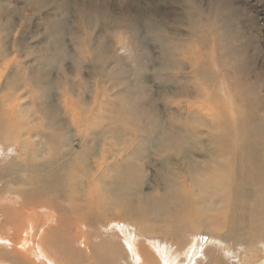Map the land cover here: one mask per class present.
<instances>
[{"label": "rangeland", "instance_id": "rangeland-1", "mask_svg": "<svg viewBox=\"0 0 264 264\" xmlns=\"http://www.w3.org/2000/svg\"><path fill=\"white\" fill-rule=\"evenodd\" d=\"M139 12L142 15L140 19L137 18ZM216 13L219 14V19ZM193 18L198 21L199 33L195 35L192 29L189 30L193 26ZM215 32L222 41L220 56L223 55L226 66L231 69L230 74L247 83L249 88L255 87L256 95L264 97L263 81L261 79L255 81L251 77L253 72H255L254 76H260L262 71L264 72V0H153V7H150L146 0H0V96L5 92L13 91V88L8 85L4 87L6 82L15 83L18 88L12 95L14 102L16 101L19 106L17 115H20L21 121H25L19 112L30 111L26 120L29 119L34 123V118L41 119L36 116L37 114L31 115L33 106L30 107L28 101L36 99L34 102H38L39 94L42 96V92L36 89L38 85H43L40 81L44 80L45 84H49L48 89H50L46 95L42 96L40 106L46 108L47 112H51L52 107L49 104L56 107L55 113L58 112V118L64 122L61 138L68 135V137H63L64 140L68 138L69 145L71 144V147L80 152L88 151L94 146V154L90 158L93 166L95 162L109 161L121 167L124 163L121 154L131 153L126 156L130 158L128 162L132 163L128 169L131 171L130 180L137 183L139 181L137 169L139 168L140 172L144 170V182L139 183L143 184L142 192L152 193L155 196L164 194V200L169 201L165 189L170 187L171 190H175V185L172 179L165 181L163 179L173 178V176H168L171 174L168 171L172 169L169 168L167 171V167H178L180 172L188 174L189 167H183L184 164L186 165V160L182 158L183 154L186 155V149L180 148L179 153L175 155L166 142L165 150L160 151L159 154L157 149L151 147L150 155L144 154L142 158L136 156L135 147L138 146L133 137H137L138 126H141L142 120L148 117L143 114H139L143 116L141 120L137 117L139 108H135V100L144 103L147 101L146 93H151L150 95L155 98V100L151 98L154 107L159 105L158 111L157 113L152 112L147 105L143 110L147 115H154L153 122L157 127L162 123L165 126L167 122H170L173 127L178 125L177 122L173 124L169 116L160 115V112L170 113L171 116L186 114L187 107L179 111L174 108V103H177L175 101L180 103L185 102L186 98H191L186 99V105L194 104L196 92L194 85L199 82L204 83L206 75H194L192 73L194 68L191 72V64L186 65L184 72L189 74L191 84L186 85L188 91L186 98L179 96L182 95L180 93L169 91L170 86L173 88L178 77L183 74L180 71L172 78L169 73L173 71L169 66L173 61L172 53L175 50L173 44L177 45L181 51L186 47V51L188 49L197 50L202 57L209 56V66L212 67V72L216 73H214V81L217 79V83L212 82V86L216 88L217 93L222 92L221 72L223 71L212 60L215 59V55L212 53L214 46L211 42L215 41ZM204 34L209 41L205 39ZM192 42L194 46L188 45ZM244 44H247L244 47L245 52L242 50ZM229 47L234 49L231 51ZM189 52L186 56L193 55L192 51ZM249 62H251L250 65ZM10 73H17L18 79L16 80L14 75L9 76ZM42 73H46V79H41L45 75ZM182 81L183 78L180 79V82ZM124 87L135 89L138 94L130 93L123 96ZM161 95L164 97L162 98ZM131 97L134 101L126 100ZM248 100H254L252 91L248 95ZM74 101L77 104L76 108L67 106ZM2 105L6 107L5 102H0L1 110L4 109ZM167 106L170 111L166 110ZM85 107L89 110L93 128L84 135L89 143L79 147L83 134L82 120L85 117L84 114H79V109ZM7 108L9 110L12 106L7 104ZM114 111H118L121 116L115 126L109 119L111 115L113 120L114 116L110 113ZM72 119H76L75 126L72 124ZM34 124L41 125L42 131L46 126V123L42 121ZM142 128L145 129L144 126ZM139 132L144 134L145 131L141 129ZM177 133L181 134L178 131L174 132V140ZM186 135L191 136L192 134L186 132ZM196 136L197 134L195 138ZM36 137L44 140V137ZM90 138L92 143H90ZM179 139L183 144L186 136L184 139ZM42 145L39 142L37 148ZM200 146L205 147L203 144L198 145ZM33 147L34 145H27V149ZM42 147L45 150L47 145ZM21 149V142L13 141L7 144L0 140V186L6 185L4 191L1 192L0 206L11 207L13 215L18 218V223L28 217L36 218L38 228L36 227V231H30V224L24 221L19 224L18 229L12 227L0 232L7 238V243H0V264H5V257L11 256L12 253L22 257L21 248L17 245L22 236L28 238L29 248L35 247L44 239L42 233L40 234V229L45 226L44 219H47L49 214L45 208H30L20 196L15 194L17 183L24 182L20 173L15 169L17 161L12 157L18 158ZM44 150L42 155L47 153V148ZM58 151H61V148ZM117 152L120 155H115ZM195 156L198 157L196 154ZM12 176L15 179H12ZM193 187L189 185V190H195ZM205 206L210 205L206 203L203 207ZM213 212L217 214L214 208ZM29 214L32 215L28 216ZM62 216L58 215L59 218ZM126 218H118L111 211L110 217L98 222L93 220L90 221L91 224H88L80 220L82 224L79 221L75 225L73 220L76 218L72 216L62 226L61 231L68 235V240L62 248L68 245V247L81 251V254L77 256V264H97L92 261L90 254L89 246L92 245H95L98 250L107 251L109 249L113 252H120L118 257L121 258L117 261L119 264H138L134 260L131 247H128L135 244L151 255L150 250L153 249H158L159 253L163 252L165 256L167 255V264H171L170 261L172 264L188 262L185 255L189 246L191 250L193 249L191 253L194 255L190 264H194L195 260V264L205 261L207 250L212 246H216L214 249L217 253H223L226 260L239 259L235 248L221 246L222 240L217 233H214L215 231L210 232L209 227L211 226L207 225L206 228L204 225L205 229L180 233L178 236L182 241L180 246L177 245L176 240H170L162 234L145 235L141 232L139 223L131 220L129 216ZM26 222L27 224H24ZM57 228L60 229L59 224ZM47 236L50 240L47 247L45 246L47 248L45 253L51 251L54 258L48 256L49 252L44 262L38 252L35 258L32 257L24 263L54 264L55 259L56 264H72L71 262L63 263V254L57 245L60 238L56 239L58 242H54L52 235L47 234ZM105 243L107 247L104 246ZM258 244L250 249L253 250L255 258L252 255L250 257L251 259L257 258L260 264H264V249L262 248L264 243ZM65 249L69 252V249ZM122 253H124L123 257ZM115 254L112 253V256L116 261L117 254ZM153 257V264H162V259L155 252ZM142 264H146L144 259H142Z\"/></svg>", "mask_w": 264, "mask_h": 264}, {"label": "bare ground", "instance_id": "bare-ground-1", "mask_svg": "<svg viewBox=\"0 0 264 264\" xmlns=\"http://www.w3.org/2000/svg\"><path fill=\"white\" fill-rule=\"evenodd\" d=\"M146 2L150 7H153V0H146ZM216 16L218 19L220 18L218 13H216ZM140 17L142 15L139 12L137 18L140 19ZM192 22L193 26L189 30L192 29L194 35L198 34V21L193 18ZM1 31L4 32L5 30ZM204 37L209 41L206 34H204ZM214 37L215 41L211 44L214 46L212 53L215 55V59L212 60L223 71L220 70L223 78L222 92L217 93L216 88L212 86V82L217 83V79L214 81L216 73L212 72V67L209 66V56L202 57L197 53V50L192 49L188 50L192 51L193 55L186 56L187 53H190L188 50L186 51V47L181 51L177 45L173 44L175 48L172 53L173 61L169 65L173 71L169 73H171L172 78L180 71L183 74L178 77L173 88L170 86L169 91L176 94L180 93L182 95L179 96L186 98V92H188L186 85H191L188 78L189 74L187 75L184 72L186 65L191 64V72L194 68V72H192L194 75H206L204 83L199 82L194 85L196 87L194 90L198 93L195 92L194 104L186 105L187 100L191 98H186L185 102L181 101L180 103L175 101L177 102L174 103L175 107H171L179 111L187 107L186 114L171 116L170 113L160 112V115L169 116L170 121L173 124L177 122L178 125L173 127L170 122H167L165 126L162 123L157 127L153 122L154 115H147L146 111L143 110L144 106L147 105L152 112L157 113L158 111L159 105L157 104L154 107L151 98L153 100L155 98L150 95L151 93L149 94L147 91V101L144 103L135 100L134 106L139 108L137 117L140 120L143 116H139V114L148 117L142 120L141 126H138L137 137H133L138 146L135 147L136 156H141V158L144 154L148 156L151 147L157 149L159 154L160 151L165 150L166 142L175 155L179 153L180 148L186 149V155L183 154L182 156L181 154V156L186 160V165L184 164L183 167H189L188 174L185 175L180 172L178 167H167V171L169 168L172 169L168 171L171 173L168 176H173V178L166 177L163 179V181L172 179L175 185V190H171L170 187L165 189L169 201L164 200V194L155 196L152 193L145 194L142 192L143 184L139 183H143V179H145L143 169V172H140L139 168L137 169L139 175L137 183L130 180L131 171L128 169L132 163L128 162L130 158L126 156L131 153L121 154L124 160L121 167L109 161L95 162L93 166L90 163V158L93 157L94 146L88 151L80 152V150L71 147V144L69 145L68 138L65 139L66 141L64 140L63 137H68V135L61 138L60 134L64 128V122L58 118V112L55 113L56 107L49 104L52 108L51 112H47L46 108L40 106L42 96L46 95L50 89H48L49 84H45L44 80L40 81L43 85H38L36 89V91L42 92V96L39 94L38 102H34L36 99L28 101L30 107L33 106L31 111L34 113L32 112L31 115L37 114L36 116L41 119L34 118V123L40 121L46 123L45 127H43L44 124L42 125L43 131L40 128L41 125L38 126L39 124L35 125L29 119L26 120V116L30 111L27 112L26 110L22 113L18 111L21 118H25V121H21L20 115H17L18 103L14 102L15 99L12 95L18 87L15 83L6 82L4 87L8 85L13 88V91L1 94L0 102H5L6 107L8 104L12 108L8 110L3 104L4 109H0V140L7 142V144L13 143V141L22 144L18 158L16 156L12 157L17 161L15 169L20 173L24 182L17 183L15 194L20 196L30 208H45L49 214L47 219H44L45 226L40 229V234L42 233L44 239L35 247L29 248L28 238L22 236L17 244L21 248L22 257L12 253L11 256L5 257V264H25L24 262L28 259L35 258L34 256L38 255V252H40L44 262L49 252L48 256L54 258L51 251L45 253L47 251L45 246L47 247L50 240L47 234L52 235L51 238H54V242H58L56 239L60 238L57 245L63 254V263L77 264V256L81 254V251L74 247H68V245H65V248L69 249V252L62 248L68 240V235L61 231L63 230V224L72 216L76 218L73 220L75 225L80 220L91 224L90 221L95 220L98 222L103 218L110 217L111 211L118 218L127 219L126 217L129 216L131 220L139 223L140 230L145 235L149 233L162 234L170 240H176L177 245L180 246L182 245V241L178 237L180 233L201 230V228L205 229L204 225H206V228L207 225L211 226L209 227L210 232L215 231L214 233H217L222 240L221 246L235 248L238 254L237 257H239L235 261L226 260L225 255L220 252L218 254L214 249L216 246H212V244L211 248L208 247L206 260L201 261V264H237L239 262L241 264H260L259 260H256L257 258L251 259L250 255L254 258L255 255L253 250L250 249L258 243H264V97L256 95L255 87L249 88L247 83L230 74L231 69L226 66L225 59L222 58L223 55L220 56L222 54V41L216 32ZM188 45L194 46L193 42ZM246 45L242 46L244 52ZM229 49L232 51L234 48L229 47ZM83 55L85 56V54ZM250 64L251 62H249ZM30 70L33 71V69ZM254 73L251 74L253 80L261 79L264 84V72L262 71L260 76H254ZM42 74H45L41 77V79H44L46 73ZM10 75H14L16 80L18 79L17 73H10ZM32 77L36 79L34 76ZM181 78H183L182 82H180ZM246 78L249 79V76L246 75ZM168 79L172 82L170 78ZM49 83L51 82L49 81ZM251 91L254 93V100L249 101L248 95ZM130 93L138 94L135 89L124 87L123 96ZM126 100L134 101L133 97ZM68 105L70 108L77 107L75 101L70 102ZM168 106L166 110L170 111ZM255 107L256 109L251 111ZM83 109H79V114L85 115L82 120L81 131H83V134L79 147L89 143L84 135L93 128L88 108ZM110 114L114 116L112 120L110 115L109 119L112 121L110 122L115 126L121 116L118 111ZM75 122L76 119H72L74 126L76 125ZM143 126L145 129L142 128ZM141 129L145 131L144 134L139 132ZM176 131L181 134L178 135L177 133L174 140L173 136ZM186 132L192 135H186ZM196 134L198 137L195 138ZM36 136L44 137L43 141L45 143ZM184 136H186V140L182 144L179 138L184 139ZM142 140L144 141L141 142ZM39 142L47 145L45 155L41 154L44 150L43 145L37 148ZM90 143H92V139ZM28 144L34 145V147L27 149ZM200 144L205 147H198ZM59 148H61V151H58ZM51 150L52 152H50ZM221 153L224 154L221 155ZM115 155H120V153L117 152ZM12 179H15V177L12 176ZM189 185L194 186L195 190H189ZM4 188H6V185L0 186V197ZM206 203L210 206L203 207ZM18 206L20 208V205ZM213 208L217 214L213 212ZM12 211L11 207L0 206V232L9 230L12 227L18 229L19 224L24 221H28V224H30V231H36L38 228L36 218L30 219L28 217V220H21L18 223V218L13 215ZM50 214L57 217L58 215L63 216L58 217L57 220V217H51ZM24 224H27V222ZM57 224L60 225V229L57 228ZM97 230L100 231V229ZM1 242L7 243V238L3 234H0ZM104 246L107 247V243ZM128 247H131L134 260L138 264H142V259L145 260L146 264H153L154 252L162 259V264H167V255L165 256L163 252L159 253L158 249L152 248L154 251L150 250L151 255L148 251H143L137 244ZM262 248L264 249V244ZM89 249L93 262L97 264H119L117 261L118 259L120 261L121 257H118L120 252H113L109 249L107 251L98 250L95 245L89 246ZM192 250L189 246L185 255L188 262H184L185 264H190V261L194 258L191 253ZM228 250L230 251V249ZM112 253L113 255L114 253L117 254H115L116 261L113 259ZM123 254H121L122 257ZM254 261L256 262L254 263ZM170 262L172 264V261ZM54 264H56L55 259Z\"/></svg>", "mask_w": 264, "mask_h": 264}]
</instances>
